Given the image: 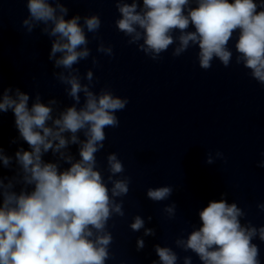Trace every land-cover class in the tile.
Segmentation results:
<instances>
[{
  "label": "clouds",
  "instance_id": "obj_1",
  "mask_svg": "<svg viewBox=\"0 0 264 264\" xmlns=\"http://www.w3.org/2000/svg\"><path fill=\"white\" fill-rule=\"evenodd\" d=\"M25 6L28 14L21 25L27 32L42 25L41 31L51 38L48 58L61 69L53 75L73 103L58 108L54 97L42 102L37 92L29 105V94L11 86L0 93V112L11 110L18 138L28 145L14 155L0 148V166L15 165L13 175L0 177V264H106L112 241L107 224L113 216H124L123 200L117 198L128 193L129 178L121 175L124 166L115 152L106 156V177L95 154L104 147L105 128L118 125L116 113L128 98L107 87L93 91V71L84 73L82 83L74 67L90 55L86 32L97 33V13L66 18L68 8L61 0H26ZM115 7L120 14L117 30L153 60L170 45L172 56L196 46L200 67L207 69L214 58L228 66L232 40L235 62L264 87V0H115ZM96 50L113 54L112 45L103 41ZM92 63H97L96 57ZM71 144L77 145L78 158L68 151ZM49 150L57 160L43 159ZM259 156L256 166L264 168V150ZM214 158L225 159L216 150L214 155L206 153L205 162L211 164ZM59 160L68 166L61 167ZM172 191L168 184L150 186L146 197L164 201ZM257 208L264 211V202ZM162 211L174 217L175 202ZM197 214L199 224L175 239L177 247L194 252L201 264H261L253 240L264 241V225L241 223L245 213L235 201L228 202L222 193ZM129 227L143 229V236L155 234L139 214ZM143 236L136 239L137 250L144 247ZM154 250L157 259L151 264H176L170 246L156 244ZM183 264H192L191 256H184Z\"/></svg>",
  "mask_w": 264,
  "mask_h": 264
},
{
  "label": "water",
  "instance_id": "obj_2",
  "mask_svg": "<svg viewBox=\"0 0 264 264\" xmlns=\"http://www.w3.org/2000/svg\"><path fill=\"white\" fill-rule=\"evenodd\" d=\"M61 2L68 8L66 18L97 13L101 20L95 36L86 32L89 57L74 65L81 82H86L84 73L91 69L93 91L107 87L128 98L116 113L118 125L105 128L104 147L95 154L97 167L106 177V156L115 152L124 166L121 175L129 178L128 193L117 198L123 200L124 216H113L107 224L112 241L106 264H151L157 259L156 244L170 246L177 254L176 264H183L186 255L192 264H201L194 252L177 247L174 241L198 225V209L222 193L244 211L241 223L264 225V211L257 208L264 202V168L256 166L264 150V87L235 62L234 42L228 43L233 50L228 66L214 58L207 69L200 67L196 46L172 56L170 45L153 60L117 30L115 20L120 14L115 0ZM25 3L0 0V93L6 86L18 87L29 94V105L38 92L42 102L54 97L57 107L63 108L73 100L53 75L61 69L48 58L51 38L41 31L42 25L31 32L22 27L21 20L28 14ZM101 41L112 45L111 57L97 52ZM83 99L81 94V103ZM20 147L27 149L28 145L18 138L13 113L0 112V148L14 155ZM216 150L225 159L206 163V153L214 155ZM68 151L78 158L77 145H69ZM43 159L55 161L57 157L49 150ZM14 168V163L12 168L0 166V177L13 175ZM164 184L173 188L167 200L154 202L146 197L148 187ZM173 201L176 212L168 218L162 209ZM136 214L145 218V226L153 228L154 235L143 236V229H130ZM139 236H143L144 247L137 250ZM253 242L264 264V241L254 238Z\"/></svg>",
  "mask_w": 264,
  "mask_h": 264
}]
</instances>
